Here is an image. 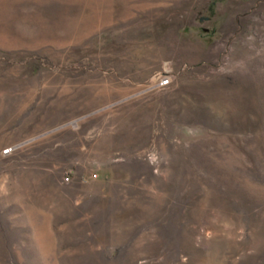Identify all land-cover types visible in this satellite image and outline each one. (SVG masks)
<instances>
[{"label": "rangeland", "instance_id": "obj_1", "mask_svg": "<svg viewBox=\"0 0 264 264\" xmlns=\"http://www.w3.org/2000/svg\"><path fill=\"white\" fill-rule=\"evenodd\" d=\"M0 264H264V0H0Z\"/></svg>", "mask_w": 264, "mask_h": 264}, {"label": "built area", "instance_id": "obj_2", "mask_svg": "<svg viewBox=\"0 0 264 264\" xmlns=\"http://www.w3.org/2000/svg\"><path fill=\"white\" fill-rule=\"evenodd\" d=\"M168 82H169V77H168L167 74L162 73V74L159 75L158 84L165 85ZM65 178L68 179L69 178L68 175H66Z\"/></svg>", "mask_w": 264, "mask_h": 264}]
</instances>
